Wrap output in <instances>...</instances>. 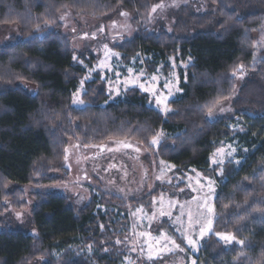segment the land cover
<instances>
[{
    "label": "trees",
    "instance_id": "trees-1",
    "mask_svg": "<svg viewBox=\"0 0 264 264\" xmlns=\"http://www.w3.org/2000/svg\"><path fill=\"white\" fill-rule=\"evenodd\" d=\"M159 1L0 0V31L18 26L21 37L0 48V264L39 260L45 264H120L122 256L115 242L123 237L118 231L128 220H119L110 211L117 209L124 215L131 208L150 211L158 191L131 203L105 194L93 196L80 212L63 196L34 193L36 236L5 229L6 204L22 211L27 206L24 187L63 181L55 175L67 174L64 159L71 141L83 147L131 141L150 150L161 132L168 138L158 149L157 159L180 172L195 170L218 183L217 219L197 264H264V56L254 61V36L262 27L264 0H209L216 13L196 16L188 8L181 10L174 35L140 27L133 39L114 47L126 66L147 58L150 75L161 66L167 71L171 59L192 61L181 86L183 94L169 104L168 116L151 108L147 96L136 89L109 103L99 75L86 85L81 99L86 107L73 108V97L86 72L77 65L69 39L61 34L60 17L69 11L107 21L123 11L134 16L139 27ZM89 63L96 64L94 59ZM241 66L252 77L233 104L235 119L212 122L209 110L212 113L215 106L233 97V76ZM22 84L36 87L38 95L26 93ZM237 123L246 130L242 138L248 154L239 167L228 164L222 176L216 177L210 160L237 136L231 130ZM103 208L107 210L104 216ZM219 234L234 235L243 246L228 248L217 240ZM85 249L93 255L82 253ZM57 250L62 251L58 259Z\"/></svg>",
    "mask_w": 264,
    "mask_h": 264
},
{
    "label": "rangeland",
    "instance_id": "rangeland-1",
    "mask_svg": "<svg viewBox=\"0 0 264 264\" xmlns=\"http://www.w3.org/2000/svg\"><path fill=\"white\" fill-rule=\"evenodd\" d=\"M186 8L196 16L216 13L209 0H160L152 6L147 21L139 27L135 25V17L123 11L107 21L82 18L69 11L63 14L59 19L61 34L69 39L77 65L86 72L73 97V108L86 107L80 103L86 94V85L97 80L99 75L105 84L109 103L121 100L126 93L136 89L147 96L151 108L168 116L171 112L169 104L179 100L183 94L181 86L187 81L192 61L183 62L177 57L168 61L167 71L161 66L150 75L145 66L147 58H137L126 66L122 56L114 52V47L133 39L141 28L165 30L174 35L177 14ZM261 26L254 36L255 62L264 56V18ZM20 38L18 26L5 27L0 31V48L10 46ZM92 59L95 65H90ZM255 68L254 65L251 69ZM233 77L236 85L233 97L214 107L211 116H208L212 122L235 119L233 104L252 75L249 70L240 67ZM21 86L26 93L38 95L36 87L27 84ZM231 130L240 136L223 144L210 160L216 177L222 176L228 164L239 167L248 154L247 142L242 138L246 133L243 125L234 124ZM167 138L166 134L159 133L154 139L156 143H150V150L131 141L112 140L101 146L89 147H83L78 141L69 142L64 159L67 174L55 175L63 181L41 188L24 187L22 190L27 206L17 211L11 204H6L8 211L3 218L5 229L37 235L32 220L34 202L31 195L34 193L63 196L72 208L80 212L88 207L93 196L105 194L131 203L141 202L158 191L159 198L152 201L150 211L144 207L131 208L126 215L117 209L110 211L119 220H128L127 225L118 231L123 237L115 242L122 256L120 264H197L202 245L212 236L217 219L214 203L218 183L195 170L180 172L171 164L157 159L158 149ZM100 211L103 216L107 213L104 208ZM222 235L225 234H219L216 238L224 246H243L236 239L223 241ZM61 252H55L57 259ZM82 253L93 255L90 249L82 250ZM36 264H45V261L39 260Z\"/></svg>",
    "mask_w": 264,
    "mask_h": 264
},
{
    "label": "snow or ice",
    "instance_id": "snow-or-ice-1",
    "mask_svg": "<svg viewBox=\"0 0 264 264\" xmlns=\"http://www.w3.org/2000/svg\"><path fill=\"white\" fill-rule=\"evenodd\" d=\"M153 11H155V8H153ZM145 90L147 91V89H145ZM161 102L162 101H158V103H161ZM74 103H75V101H74ZM80 103H83V102L80 101ZM208 114H209V116H211V109L209 110V113ZM153 143H156V141L153 140ZM209 211H211V209ZM221 239L223 241H225V242H231V241H234L235 240V237H234V235H231V234H225V235H222L221 236ZM189 242L192 243L191 241H189ZM237 242L240 243V244H243V241H237ZM177 247H179V246L177 245ZM193 264H194V262H193Z\"/></svg>",
    "mask_w": 264,
    "mask_h": 264
}]
</instances>
